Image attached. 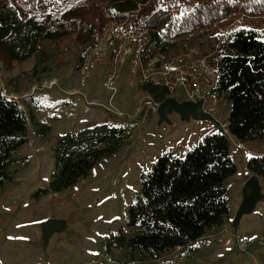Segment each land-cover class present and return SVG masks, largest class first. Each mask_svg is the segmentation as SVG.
I'll list each match as a JSON object with an SVG mask.
<instances>
[{
	"label": "trees",
	"instance_id": "obj_1",
	"mask_svg": "<svg viewBox=\"0 0 264 264\" xmlns=\"http://www.w3.org/2000/svg\"><path fill=\"white\" fill-rule=\"evenodd\" d=\"M234 13L264 16V0H0V63L23 62L44 43L72 37L81 49L78 67L104 23L125 14L129 26L150 31L146 54L168 51L174 45L170 41L219 24ZM217 31L208 60L218 75L214 91L230 103L227 133L207 132L183 157L164 153L140 174V191L127 209L126 229L122 226L103 244L108 259L115 249L124 251V264H148L177 248L192 255L199 248L194 242L222 225L230 212L224 181L236 166L229 135L240 143L264 140V24ZM142 89L155 102L167 97L156 85ZM6 95L0 89V185L12 181V165L26 163L15 154L28 142L33 110L45 108L34 93L19 99ZM138 122L101 123L58 137L52 145L48 186L37 188L33 196L75 184L128 145ZM42 126L41 135L49 130ZM246 166L251 174L264 176V153L248 157Z\"/></svg>",
	"mask_w": 264,
	"mask_h": 264
},
{
	"label": "rangeland",
	"instance_id": "obj_2",
	"mask_svg": "<svg viewBox=\"0 0 264 264\" xmlns=\"http://www.w3.org/2000/svg\"><path fill=\"white\" fill-rule=\"evenodd\" d=\"M262 24L264 16L234 13L219 24L181 39L208 54L218 28L223 34L232 25L250 28ZM80 50L74 39L67 37L44 43L41 50L23 62L11 66L0 63V89L5 95L14 92L12 98L19 99L34 93L45 107L33 110L34 123L28 118V142L15 154L27 159L26 163L12 165V181L0 185V264H124L123 250H113L108 259L103 244L124 226L127 209L140 191V174L149 171L160 155L172 152L183 157L203 134L219 131L210 121L191 116L184 120L175 112L159 123L151 96L142 87L129 83L126 63L114 92L102 86L108 68L107 60H103L83 89L86 98L71 95L66 90L71 86L79 88L76 70ZM175 97L183 100L181 92ZM229 111L230 103L223 98L214 113L223 129ZM137 119L138 126L131 132L128 145L114 156L64 190L33 196L37 188L48 186L53 168L52 145L58 137L96 124L117 125ZM42 124L49 130L41 135ZM229 139L236 172L224 181L230 208L225 218L228 223L218 226L216 236L195 241L199 248L192 255H184L185 249L177 248L148 264H264V246L242 252L235 245L237 237L264 234V176H258L262 198L252 212L234 222L243 200L244 183L251 175L246 161L264 153V140L240 143L231 135ZM47 218L62 220L64 228L45 241L41 226ZM227 239L229 243H225Z\"/></svg>",
	"mask_w": 264,
	"mask_h": 264
},
{
	"label": "built area",
	"instance_id": "obj_3",
	"mask_svg": "<svg viewBox=\"0 0 264 264\" xmlns=\"http://www.w3.org/2000/svg\"><path fill=\"white\" fill-rule=\"evenodd\" d=\"M128 23L127 14L123 19H109L104 23L77 67L79 88L71 94H81L86 98L87 93L83 89L99 63L107 60V73L102 81L106 90L115 91L121 69L126 63L130 84L139 87L156 85L167 92V97L175 99V95L181 92L183 100L177 101L200 102L202 112L214 116L224 95L214 91L218 75L208 60L212 52L205 54L196 45L177 38L170 41L174 45L168 51L157 50L146 54L150 31L142 25L129 26ZM153 103L156 108L160 102ZM229 242V239L225 240V243ZM235 245L242 252L264 246V234L237 237Z\"/></svg>",
	"mask_w": 264,
	"mask_h": 264
},
{
	"label": "water",
	"instance_id": "obj_4",
	"mask_svg": "<svg viewBox=\"0 0 264 264\" xmlns=\"http://www.w3.org/2000/svg\"><path fill=\"white\" fill-rule=\"evenodd\" d=\"M178 113L182 119H189L191 116L196 120H206L220 131L226 133L220 123L216 121L214 116L203 113L201 103H193L191 101H177L174 97H166L156 106V113L159 118V123L167 120V114ZM262 198L260 186L258 184V176L251 174L247 177L243 186V200L237 209L234 222L236 223L243 214L252 212L257 202ZM64 228V222L56 218H47L42 222L41 231L42 237L46 241L55 231H60Z\"/></svg>",
	"mask_w": 264,
	"mask_h": 264
},
{
	"label": "crops",
	"instance_id": "obj_5",
	"mask_svg": "<svg viewBox=\"0 0 264 264\" xmlns=\"http://www.w3.org/2000/svg\"><path fill=\"white\" fill-rule=\"evenodd\" d=\"M55 79H56V78H54V80H55ZM77 89H78V88H74V87L71 86V88H70L69 90H66V91L72 92V91H75V90H77ZM9 94H10V95H9ZM66 94H67V93H66ZM12 95H14V92H9V93L7 94L8 97H13ZM68 95H70V94H68ZM71 95H73V94H71ZM226 222H227V220L225 219V220H224V223L222 224V226H224ZM227 223H228V222H227ZM219 228H220V226H219ZM217 230H218V226H216V227H214L213 229L207 231L206 234L203 236V238H208V237H211V236H216V235H214V232H216ZM211 238H212V237H211Z\"/></svg>",
	"mask_w": 264,
	"mask_h": 264
}]
</instances>
